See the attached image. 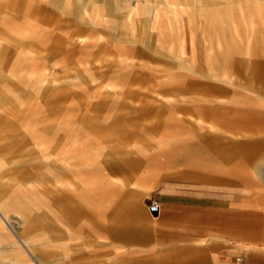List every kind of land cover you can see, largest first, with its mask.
I'll return each instance as SVG.
<instances>
[{"label": "rangeland", "instance_id": "1", "mask_svg": "<svg viewBox=\"0 0 264 264\" xmlns=\"http://www.w3.org/2000/svg\"><path fill=\"white\" fill-rule=\"evenodd\" d=\"M0 68V264L25 262L24 225L51 263L102 264L83 223L114 225L131 264H190L202 238L264 264V0H0ZM169 144L198 157L152 167ZM57 158L83 182L69 222Z\"/></svg>", "mask_w": 264, "mask_h": 264}, {"label": "crops", "instance_id": "2", "mask_svg": "<svg viewBox=\"0 0 264 264\" xmlns=\"http://www.w3.org/2000/svg\"><path fill=\"white\" fill-rule=\"evenodd\" d=\"M3 77V70L0 68V80ZM2 98V94L0 93V100ZM24 130L27 131V133L31 134V138H33V133H31V128L24 126ZM166 149L161 150V156L158 154H152L148 155L150 156V162L151 166H159L161 165L162 161H165L167 164H172V167H180L181 164L186 165H192V163L196 160L198 157L196 152L194 151V148H187L184 146H172L171 144L164 146ZM53 164H59L58 166H54V168L57 169L58 175H56L55 179V185H54V193L56 194L55 198L52 200V204L54 208L56 209V212L58 215L55 217L58 218V222H61V218H65L69 222L72 219L80 216V213L82 212L79 201L81 200V193L84 192L82 188V181L78 179L77 181H72L69 178H64L63 172L66 170L64 164V161L59 160L58 158L53 162ZM147 171V169H146ZM147 174V173H146ZM146 176V175H145ZM64 179H63V178ZM120 181L128 186V180L126 179H120ZM144 185V186H143ZM142 192L140 193V197H144L142 194L143 192H146V195L150 194V192L153 189L152 187H147V184H142ZM76 199H74V198ZM71 198L73 201L71 202ZM67 199H70V202H68ZM71 205L69 207L68 204ZM76 206H72V204H75ZM95 205V203H94ZM164 207V206H163ZM162 207V208H163ZM150 211V210H149ZM12 212V207L7 203L4 196L0 194V232L5 231V228L3 227L2 223L7 227V219L10 217V213ZM151 220L152 222L158 226L160 223V219L162 217V211L160 210L159 213L151 212ZM112 216V215H111ZM20 221L22 224L25 223V218L21 217ZM84 233L88 234L92 238L90 241V244L82 243L85 242L84 239L81 237L82 232L80 233L79 238L81 239L80 246H86L87 248L78 249L79 251H92L98 249V248H106L105 253L103 256L107 257V259L100 261L102 264H131V261L124 255V254H118L117 251L112 252L114 248V242L117 235L116 228H114V225H107V228H103L100 224H82ZM8 228V227H7ZM67 233L68 238H72L73 236H78V232L76 230L75 233H72L74 230H72L70 227H67ZM31 236V231L29 228H27L25 225L23 228L19 230V232L15 233V240L12 237H9L10 239H13L11 242L12 245L18 247V250L20 251V254L22 255L25 262H18V264H53L51 263V260L46 257L47 253L46 251H43V249H40L38 245L34 244L32 239H29ZM215 238V237H214ZM213 238V239H214ZM19 239V240H18ZM108 241L106 244L102 243V240ZM108 239V240H107ZM20 241V242H19ZM209 239L208 238H202L201 241H197L195 243L196 247H193L192 250H190L189 253L185 254L184 256L190 259V264H242L244 260L246 261L245 264H255L254 258H251L248 260L247 254L242 252V248L233 246V245H221L219 247V250L223 247L230 248V254L236 253L240 254L241 258L237 260L238 263L234 262L232 258H226L224 260H221L220 256L217 251H215V247L208 245ZM22 244V245H21ZM219 246V245H218ZM112 251H111V250ZM217 249V247H216ZM173 251V254H176L178 256H181L183 254L182 250L179 248H175ZM126 254V253H125ZM214 254V255H210ZM174 255V257L176 256ZM183 257V256H181ZM246 258V259H244ZM212 259V261H211Z\"/></svg>", "mask_w": 264, "mask_h": 264}, {"label": "built area", "instance_id": "3", "mask_svg": "<svg viewBox=\"0 0 264 264\" xmlns=\"http://www.w3.org/2000/svg\"><path fill=\"white\" fill-rule=\"evenodd\" d=\"M161 208H162V203L154 202L153 205L150 207V211L151 212L157 211V213H159V211L161 210Z\"/></svg>", "mask_w": 264, "mask_h": 264}, {"label": "water", "instance_id": "4", "mask_svg": "<svg viewBox=\"0 0 264 264\" xmlns=\"http://www.w3.org/2000/svg\"><path fill=\"white\" fill-rule=\"evenodd\" d=\"M155 214L157 213V211L154 212Z\"/></svg>", "mask_w": 264, "mask_h": 264}]
</instances>
